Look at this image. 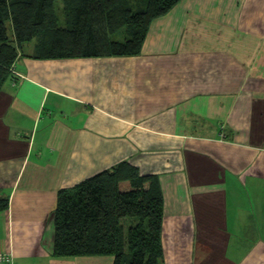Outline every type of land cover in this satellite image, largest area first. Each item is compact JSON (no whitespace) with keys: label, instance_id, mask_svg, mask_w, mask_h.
I'll list each match as a JSON object with an SVG mask.
<instances>
[{"label":"crops","instance_id":"0c3cea01","mask_svg":"<svg viewBox=\"0 0 264 264\" xmlns=\"http://www.w3.org/2000/svg\"><path fill=\"white\" fill-rule=\"evenodd\" d=\"M139 54L21 56L0 91V252L52 255L61 189L119 161L156 175L164 264H264V0H180Z\"/></svg>","mask_w":264,"mask_h":264},{"label":"trees","instance_id":"16d2710c","mask_svg":"<svg viewBox=\"0 0 264 264\" xmlns=\"http://www.w3.org/2000/svg\"><path fill=\"white\" fill-rule=\"evenodd\" d=\"M179 1L0 0V91L26 43L34 40L27 56L43 60L134 56L152 21ZM120 30L123 39H112ZM57 196L54 257L107 255L112 264H164V203L156 175L123 160ZM8 204L0 197V212Z\"/></svg>","mask_w":264,"mask_h":264},{"label":"rangeland","instance_id":"374dc122","mask_svg":"<svg viewBox=\"0 0 264 264\" xmlns=\"http://www.w3.org/2000/svg\"><path fill=\"white\" fill-rule=\"evenodd\" d=\"M59 5H60V6L62 5V2H61V1H59ZM112 39H119V40H122V39H123V30H120V31L114 33V34L112 35ZM33 42H34V40H32V42L26 43V44L24 45V48H23V50H22V53L19 52V54L17 55L15 61L13 62L12 67L10 66V70H11V72H12L13 75H15V76H18V75H19L18 71L15 70V63L18 61V59H19L21 56H27V55H30V52H32V47H33L32 45H33Z\"/></svg>","mask_w":264,"mask_h":264},{"label":"built area","instance_id":"2783aa9c","mask_svg":"<svg viewBox=\"0 0 264 264\" xmlns=\"http://www.w3.org/2000/svg\"><path fill=\"white\" fill-rule=\"evenodd\" d=\"M0 264H14V256L11 252H0Z\"/></svg>","mask_w":264,"mask_h":264}]
</instances>
